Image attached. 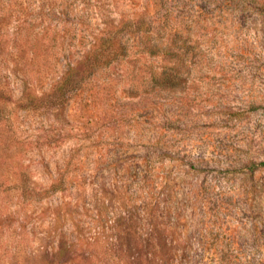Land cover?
<instances>
[{
	"label": "rangeland",
	"instance_id": "rangeland-1",
	"mask_svg": "<svg viewBox=\"0 0 264 264\" xmlns=\"http://www.w3.org/2000/svg\"><path fill=\"white\" fill-rule=\"evenodd\" d=\"M93 1L158 59L57 103L0 41V264H264V0Z\"/></svg>",
	"mask_w": 264,
	"mask_h": 264
},
{
	"label": "trees",
	"instance_id": "trees-1",
	"mask_svg": "<svg viewBox=\"0 0 264 264\" xmlns=\"http://www.w3.org/2000/svg\"><path fill=\"white\" fill-rule=\"evenodd\" d=\"M96 8L93 0H0V41L12 46L27 78L36 76L41 82L60 69L50 85L57 103L84 91L105 95L113 83L106 77L108 69L132 63L136 68L140 59H158L160 43L144 18L103 23ZM149 68L155 84L170 87L176 81L171 73L163 78L154 65ZM57 191L58 184H52L43 193L32 189L22 195Z\"/></svg>",
	"mask_w": 264,
	"mask_h": 264
}]
</instances>
